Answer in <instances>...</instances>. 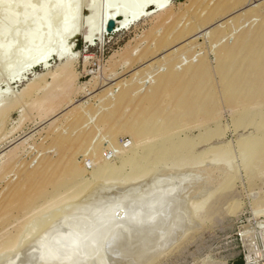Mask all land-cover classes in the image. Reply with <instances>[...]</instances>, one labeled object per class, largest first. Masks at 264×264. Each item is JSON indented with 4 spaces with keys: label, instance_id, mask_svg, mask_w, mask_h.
<instances>
[{
    "label": "rangeland",
    "instance_id": "1",
    "mask_svg": "<svg viewBox=\"0 0 264 264\" xmlns=\"http://www.w3.org/2000/svg\"><path fill=\"white\" fill-rule=\"evenodd\" d=\"M98 1H101V3ZM132 1L134 0L126 1V3L123 0H79L77 18L82 25L79 29L78 37L75 38L69 50L70 54L68 53L69 56L71 53L74 55L71 67L76 75L74 82L76 91L73 94L74 97H71L73 98L71 103L65 106L57 115L41 118L30 107L32 99L41 93L42 89H38L29 95H25L21 103L0 122V257L3 256L0 259V264H19L13 254L22 248H27L38 255H44L49 249H57L65 243L67 246H74L76 249H80V247H83L81 244L94 241V239L98 240L106 231V238L115 236L122 229V225L125 224L126 226L128 224L129 228L127 226L125 230H122L128 232L131 228V222L137 224V222L140 223L141 217L143 219L144 217L149 218L142 216V214L146 213L144 211L149 206H152V203L159 201L157 199L162 200V195L165 197L161 201L162 205L154 207V204L153 206L154 208L158 207L157 211L154 210L156 213L151 215L153 209L149 207V210H151L150 217L154 220L155 217L161 218L164 213L166 214L170 205L168 203H170L171 199H167V202L165 201L166 198L171 197L170 194H165L164 191L168 189L167 182H164L165 184L167 183L166 189L164 185L161 188H164V194L160 193V188L158 194L154 191L162 183L159 186L154 185L151 188L152 193L150 191L149 193L147 192L148 196H146L147 193L143 194L144 199H140V204L139 202L133 203L138 197L136 193L135 199L129 201L130 198H133L134 192L131 190L129 192L130 187L128 190L125 189L127 188L126 185L129 186L130 183H125L124 186L121 182L118 183L119 186H116L117 182H115V187H112L114 191L110 189L112 191V193H109L110 195L107 193L110 192L109 190H102V188L100 189L101 191L97 190L99 194L102 193L104 195L105 193L106 196L109 195L107 200L106 196L102 197V194H100L101 196L96 195L99 198L102 197L100 199L105 200V203L98 198H95L96 200L93 198V201L88 199L90 201L88 202L84 192L88 194L89 190L87 192V189H90L91 193L89 194H92V188L97 189L96 186L100 184H102L101 187L103 186V183H97V181L89 185L81 194L87 200L85 201L83 198L84 203L81 201L82 204L79 203L82 198L81 195L77 203L70 198H65L59 201L58 204L55 203L48 206L45 201L51 197L50 194L58 186L59 182L57 180L64 168L72 165V159H70L72 156H77L75 161H78L79 158L80 160L85 158L83 161L86 160V166L84 167L86 171L92 168L89 151L84 152L87 147V142L85 143L84 139L88 133L91 145H94V141L101 137H114V143H106L102 147V157L112 165H116L121 156L125 154V151L131 147V130L122 124L123 117L132 118L135 115L139 108L138 105L143 103V93L157 79L158 75V73L149 69L148 64L150 62L146 63V60L142 62L140 58L150 56L152 50H158L157 54L161 53L163 46L167 42L188 36L198 26L211 25L207 29V33L212 29H218L220 25H224V21L228 18L231 25L228 24L223 29L227 32L232 31V34L221 43L228 44L231 48L236 37L243 33V30L256 31L258 33L261 31L259 29L262 21L261 17L256 16L254 17L256 20L247 22L246 19L254 16V13H247L245 16L236 14L249 7L246 6L247 0H168L173 16L165 23H158L156 14L150 13L133 25L119 29L117 25L121 19H124L129 14V11L135 8L136 4L132 6ZM260 1L264 5V0H250L249 2L258 4ZM119 3L120 5H118ZM104 4H106V8H104ZM91 5L94 8H91ZM9 6L10 3L6 1L0 3V44L15 43L14 30L11 28L14 25L9 19H5L3 15ZM117 8L118 10L121 8V11H123L118 15L119 17L122 15L123 18L119 19L117 17L113 31L107 32V24L105 23L106 21H103V18L105 19L110 13L118 11ZM237 10L239 11L236 12ZM104 13L106 14L104 15ZM15 14L18 16L20 11L16 10ZM226 14L230 15L220 21L219 18ZM235 14L237 15L234 16L235 18H230ZM91 17H94L96 28L99 27V29L93 32L91 41L85 43L84 37L88 34L86 21L91 19ZM84 20H86L85 23ZM30 23H17L15 28L20 33L25 34L30 29ZM60 24L61 22H56L55 29ZM98 34L99 36H97ZM214 37V34L209 39L199 36L187 46L185 57H187V62L192 59L190 61L192 67L183 71L186 76L191 74L197 67L205 65L211 70L213 69V73L210 71L207 76L208 81L206 83L208 84L212 80L213 74L218 75V72H223V70L218 69V72L216 70V59L213 52L215 46H211ZM1 57L0 55V90L2 91L6 88L9 74L2 69V63L5 62V58ZM158 57L160 56L152 60L156 61ZM152 60L150 61L153 62ZM254 61L260 62L261 65L254 66L252 72L264 73V56L261 59L255 57ZM47 63L49 66L46 71L39 64L22 74L19 82H15V79L10 81L9 91L11 95H19L29 82L35 81L40 83L41 86L49 83L51 74L56 73L61 61L56 57L50 56ZM237 68H242V65H238ZM132 77H134L133 80ZM200 77L205 76L197 75V77L190 79L191 83L195 84ZM131 80L135 83L134 86L138 92L136 91L137 93L122 100L116 98L122 90L121 87L131 83ZM219 86L221 87V84ZM178 88L180 87L170 84L167 89L174 90ZM105 91L107 96L103 95ZM182 91L183 88L181 93ZM89 92L91 93L89 94ZM100 95L102 96L101 99L99 98ZM248 98L243 93L237 97L218 95L216 106L210 110L203 111L206 121L201 123L198 121V115H191V121L186 119L180 124L182 127H178L176 131L177 137L187 139L190 142L189 146H187V152L179 157L178 162H184L185 158L187 160L188 158H192L191 160L197 158V162L200 163H196V166L203 165V168L206 169L204 171L209 172L214 188L210 191L211 193L209 192L207 198L200 200L201 203L205 202L202 208L203 226L189 232L185 238L183 237L153 264H239V262H242V264H264V146L262 148H254L252 146L253 138L258 135L259 127H261V119H264V96L261 98L253 97L258 99H254L249 105H251L252 109L258 110V113L250 117H247L248 113L244 111V105ZM183 100L187 104V95L171 98L162 91L159 92L156 103H159V109L164 107L165 104L171 109L175 106L178 107V104H181ZM71 110L79 111L80 120L74 121V117L70 113ZM57 134L61 137L75 139L74 146L71 148L62 143L57 145L54 141L57 138ZM82 143L83 145H81ZM9 151H14L15 154L8 159ZM240 151L243 152L244 156L248 155V157L242 159ZM250 153H252L251 156ZM217 154L223 156V164L214 161ZM129 167H126L125 173L129 172ZM171 182L173 183L174 181L170 180L169 183ZM178 182L175 181L173 183L174 186L170 184L172 186L171 189L174 188L175 190V185L177 187L182 183ZM184 182L186 183L187 181ZM80 185L75 186L79 188ZM168 190L173 195L176 191ZM124 191H127L126 194L128 193L129 195H124ZM97 192L95 191L89 198L95 196ZM119 193L122 199L127 197L126 199L130 203L125 202V199H119L116 195ZM121 193L125 197H122ZM130 193L133 194L130 195ZM140 195L142 196V194ZM113 196L118 198V200L116 199L113 202L112 200L115 198ZM128 196L131 197L128 198ZM159 196H162V198H158ZM97 200H99L98 205ZM101 203L106 206L102 207ZM80 204L81 208L84 204V207H87L86 204H88V207L90 206L88 210L92 208V205H96L89 212H87L86 208V212L84 210V212H80L78 209ZM125 204H130V206L126 205L124 207ZM72 207L76 208L75 211H73L74 208ZM66 208H69L68 211L72 210L71 213L65 212ZM94 208L96 210L92 211ZM123 208L126 210L129 208L128 211H134V215L131 212H124L123 210L125 209ZM76 210L78 211L77 213ZM137 212L141 213V216L140 219L138 217L137 221H135L136 215H138ZM127 213L133 215L135 220L126 218ZM121 215L125 217L126 220L123 217L125 222L121 221ZM70 217L72 224L68 222ZM146 218L144 220L141 219L143 221L141 226L149 224H144L149 221ZM60 219L63 222L60 224V226H63L60 228V235L55 236V239L52 240L47 237H39L44 231L50 230L52 226L48 227L49 223L53 225L55 221L57 222ZM64 219L66 220L65 225ZM145 220L148 221L144 222ZM158 220L157 222H159ZM160 220L163 219L161 218ZM151 221L150 224L154 223L153 221L151 223ZM122 222L125 224H122ZM157 222L156 224H158ZM113 223L119 225L114 228H119L120 224H122L121 229L117 228L118 231L116 232L112 228ZM67 224L70 225L68 226ZM106 225L111 230H105L106 228L104 229L103 227ZM153 225L156 227L155 224H152V228L150 226L151 230L155 229ZM46 226L47 228H44ZM36 229L38 231L42 229L43 231L37 232ZM103 229L104 231L101 232ZM112 229L115 233H112ZM32 235L34 237H31ZM17 236H19L20 242V239H23L22 244L18 242L21 246L17 245V243L14 246L15 248L18 246L16 249L14 248L13 250L11 248L9 252L8 250H5V252L7 251L6 253L2 252L1 245ZM49 241H52L51 244L54 247L49 246ZM62 241L64 243L60 244ZM79 245L81 246L79 247Z\"/></svg>",
    "mask_w": 264,
    "mask_h": 264
},
{
    "label": "bare ground",
    "instance_id": "2",
    "mask_svg": "<svg viewBox=\"0 0 264 264\" xmlns=\"http://www.w3.org/2000/svg\"><path fill=\"white\" fill-rule=\"evenodd\" d=\"M3 1L10 3V6L7 10L4 11L3 15L5 19H9L12 25H14L13 27L11 26V28L14 30L15 43L10 42L6 44H0V55L5 58V62L2 63V69L5 73L9 74L8 82L5 86L6 88H4L2 91L0 90V122L5 117H7L13 111V109L17 107L18 104L21 103V100L25 95H29L31 92L37 91L38 89H42L41 93L32 99L30 103L31 109H33L41 118H46L49 116L51 117V115L55 116L60 113L65 106L71 103L73 99L71 97L76 91V87L74 86L76 75L71 67L74 61V55L71 53V55L69 56V50L71 49L75 38L78 37L79 29L82 25V23L77 18L79 0H0V3ZM123 1L125 3L126 1L129 2V0ZM247 1L249 2L250 0ZM248 2L246 6L249 7L240 12H238L240 9L237 10L236 12L238 13L236 14L245 16V14L247 13H254V16L246 19L247 22L256 20L254 19V17L256 16L261 17V26H259V29L261 31L258 33L256 31L249 32L248 30H243V33L236 37L235 42L232 44V48L229 47L228 44L221 43L225 39L229 38L232 34V31L227 32L223 29L224 26L228 24L231 25V23H229L228 21L229 18L226 19L230 14H226L225 16L219 18L220 21L222 19H226V21H224V25H220V28L218 27V29L215 30L212 29L209 33H207V29L211 25L204 24L198 26L195 31L188 36L167 42L163 46L161 53L157 54L158 50H152L150 56L140 58V61L142 62H144V60H146V63L150 62L148 64L149 69L155 71L156 73H158V75L157 79L154 80L151 86L148 87L143 93V103L138 105L139 108L135 112V115L132 118H128L127 116L123 117L122 124L129 127V130H131V147L125 151V154L121 156L119 162L116 165H112L102 157V147L106 145V143H114V137H101L94 141V145H91L90 136H88V133V135L84 139V142H87V147L84 152L89 151L90 158L92 160L91 163L93 165L91 166L92 168H90V170L87 169L88 171H86L84 169V167L86 166V160L83 161L85 158L83 160H80L79 158L78 161H75V158L77 156H72L70 158L72 159V165H68L66 168H64L62 174L57 180L59 182L58 186L55 188V191L50 194L51 197L45 201L46 203H48V206H51L55 203L58 204L59 201L65 198H70L77 203L78 199H80L84 195L86 196L84 197L87 200L90 199L91 201H93V198H98L99 200H101L100 198L106 195L104 192V195L100 193L102 194V197L99 198L96 195H101L99 194V191L97 192V190H100L101 188L102 190L106 189L110 191L107 192L109 194L114 191L112 187H115V182H117L116 186H119L118 183L121 182L122 185L124 184V186L125 183H130L129 186L126 185L127 188H124L128 190L130 187L129 192H134V194L130 193V195H134H132L133 198H130L131 196H128V198H130L129 201L131 199L134 200L137 195V200H135V202L133 203L135 204L139 202L140 204V199H144L143 194L145 195L147 192H151V188L154 185L159 186V184L162 183L160 187L156 188L157 190L154 189V191H156L158 194L162 186L164 185L165 187L168 183V189L172 190V192L175 190L176 191L173 195L171 194V192H168V189V191L164 190L165 194L168 193L171 195V197L166 198L165 201L167 202V199H171L170 203H168V205H170L168 206L167 213H164V216L162 215L161 217L163 220H160L161 218L159 217H155L154 220L151 219V210H149V207H152L153 210L151 215L156 213V209H158L159 205H162L161 201H163V199L165 198L164 195L161 194L163 198L162 196H159L158 198H162V200L157 199L159 201L152 203L153 205L151 204L152 206H149L148 208L146 207L147 209L145 208V211L143 210L144 212H146V215L142 214V216L149 217H144V219L146 218L149 220H145L144 222H148L144 224L149 223L147 224L149 226H141V224H143V221H141V219L144 220L142 217L140 219L142 211L140 214L139 212H137L138 215L135 214V218L133 216L134 211H128L130 207L127 208L128 210L123 208L125 209L123 210L124 212L126 211L129 213L131 212V214L133 213V215L127 213V216L124 215L126 214L124 213L123 215L126 216V218L128 217V219L131 220L136 219L135 221H137L138 217L140 219V223L137 222V224H135L131 222L132 224H129L131 227L129 229L130 233L129 230L128 232L125 231L126 233L123 231L125 230V228H127L128 224L126 226V224L124 223L125 221L123 220L124 216L121 215V221H124L122 222V224H125H120V227L122 225L123 230L120 227H117L121 230H119L120 232L115 234V236H109V238L111 239L106 238V231L102 235V237L98 236V240L100 239L99 241L94 239V241H90L88 243L86 242V244L83 243L81 244L83 246L82 248L80 247L81 245H79L80 249H76L74 246H67L65 245V243L64 245H62V247L60 245L57 249H49L44 255H38L36 253H32L27 248H22L21 250L13 254L15 256L14 258H16L19 264H153L161 256L165 255V253L168 252L183 237L185 238V236L188 235L189 232L203 226L204 218L202 214V208L205 202L201 203L200 200L202 198H207L209 192L214 188V184L211 179V175H209V172L204 171L206 169L203 168V165L196 166L200 163L197 162V158L195 160H191L192 158H188L187 160V158H185L186 160L184 162H178L179 157L183 156L187 152V146H189L190 142L187 139H181L180 137H177L176 131L178 127H182V125L180 124H182L186 119L187 121H191V115H198V121H200L201 123L206 121V117L204 116L203 111L210 110L214 106H216L217 96L221 94L225 96L237 97L239 94L243 93L246 97H249L246 104L244 105V111L248 113L247 117L258 113V110L252 109L250 107L251 105L249 104H251L254 99H258L264 96V73L252 72L254 66L261 65L260 62H255L254 58L257 57L258 59H261L264 56V5H262L263 2L261 1L258 4ZM99 3H101V1ZM131 3L133 4L132 6L136 4L135 8L133 10H130L129 14L124 19H121V21L117 25L119 29H124L129 27L130 25H133L136 21L147 17L150 13L156 14L158 23H165V21L173 16L172 8L168 3V0H134ZM105 5L106 4H104V8H106ZM118 5H120V3ZM91 6V8H94L93 5ZM119 9L120 10H118L117 8L118 11L112 14L110 13V15L105 18L106 20L103 18V21H106V24L108 20L113 19L115 21L117 17H119V13L123 12L121 11V8ZM16 10L20 11V14H18V16L15 14ZM105 14L106 13H104V15ZM236 14L230 18H235L234 16H237ZM121 17L122 15L119 17V19ZM85 21L86 20H84V23ZM56 22H61L57 29H55L54 27ZM17 23H30L29 31L25 34L20 33L15 28V24ZM86 27L88 28V34L84 37V41L85 43H88L89 41H91L93 32L96 29H99V27L96 28L94 17H91V19H88L86 21ZM213 34L215 35V37L212 41L211 46H215L213 52L216 59V70L217 72L218 69L223 70V72H218V75L213 74L212 80L207 84V76L210 71H212L213 73V69L211 70L205 65H202L197 67V69H194L191 74H187L186 76L183 71H185L186 69L188 70L192 67V64H190V61L192 59L187 62L185 52L187 46H189V44H191V42H193L199 36L209 39L213 36ZM97 36H99V34ZM72 55L73 57H71ZM50 56L56 57L61 61V63L57 67L56 73L51 74L50 82L45 83L42 86L40 83H37L35 81L29 82L24 86L19 95L15 96L13 94L12 96L9 91L10 81H14L15 79V82H19L21 80L22 74L30 71L32 68L38 66L39 64L46 71L49 66L47 60ZM157 56L160 57H158L156 61H153L152 59ZM150 60H152L153 62H151ZM238 65H242V68L238 69ZM197 75H204L205 77H200V79L195 82V84L191 83L190 79L197 77ZM133 78L134 77H132V80ZM132 80L130 81L131 83L123 85L121 87L122 90L120 93H118V96L116 98L122 100L123 98H127L132 94L138 92L137 88L134 86L135 83H133ZM219 83L221 84V87L219 86ZM170 84L180 88L169 90L167 88ZM182 88L183 91L181 93ZM162 91L166 96L171 98H178L187 95V104L185 100H183L181 104H178V107L175 106L170 109L167 107L168 105L166 106L165 104L164 107H160L161 109H159V103H156V99L159 95V92ZM90 93L91 92H89V94ZM106 94V91L105 93L103 92L104 96H107ZM101 97L102 96L100 95L99 98L101 99ZM78 112V110L70 111V113H72L74 117V121L77 119L80 120L81 115ZM260 126L261 127H259L258 135L253 138L252 146L254 148H262L264 146V119H261ZM56 137L57 138L54 141L57 145H59V143H62L71 148L75 144L74 141H76L73 138L61 137L59 134H57ZM81 145H83V143ZM14 154V151H9L8 159ZM251 154L252 153H250V156ZM222 157L223 156H219L217 154L215 155L214 161L216 163L219 162L220 164H223ZM240 157H242L243 159L245 157H248V155L244 156L243 152L240 151ZM128 166H130L129 172L125 173V169ZM177 179L180 183H182L177 187L175 185V190L174 188L171 189L172 186H170V184L173 185L175 181L178 182ZM170 180H173L174 182L169 183ZM95 181H97V183H103V186L101 187L102 184H100L96 186L97 189L92 188V194H94L95 191L97 192V194L95 193L96 197L93 196L92 198H89V196H92V194H89L91 193L90 189H87V192L89 190V195L85 194L84 191ZM183 181L187 182L183 183ZM164 182L167 183L165 184ZM79 184L81 185L79 188H77L75 185ZM163 189H161L160 193H163ZM83 192L84 195H81ZM124 192V195L128 194H126L127 191ZM123 193H121V196ZM148 193L146 196H148ZM140 194H142L143 198ZM80 195L81 197L79 198ZM109 195L106 196V200ZM116 195L119 199L121 198L119 196L120 193ZM84 197L81 198L79 203H81V201L83 202V200L87 201ZM114 197L115 196H113V198ZM118 198L115 197V200L113 199L112 201L115 202L116 199L118 200ZM126 198L123 199L126 200H124L125 202H128ZM123 199L121 198V200ZM99 200H97L96 202H98ZM102 201L103 199L101 200V202ZM68 202L67 206L69 205ZM88 202L90 201L88 200ZM69 203L72 204L71 202ZM81 204L80 208H78L80 212H84L86 209L87 212H89L96 205L95 204L93 206L91 204L92 208L88 210V208L90 207H88L89 203L86 204L87 207H84V204L82 206V208L84 207L83 209L81 208ZM98 204L99 202L97 203V205ZM102 205L103 204L101 203V206ZM126 205L130 206V204H125L124 207H126ZM157 205L158 207L154 208ZM105 206L103 205L102 207ZM95 208L92 211L96 210ZM66 209L67 210L65 212H67L69 208ZM75 209L76 208H74L73 211H75ZM77 210L76 213L78 212ZM71 211L68 212L71 213ZM147 211L149 215H147ZM74 217L72 218L74 219ZM156 218L157 220L159 218L158 221L160 223L157 222ZM71 220L72 219L70 217L68 222H70ZM151 220L154 223H152ZM155 220L158 224H156ZM150 221L152 224L156 225V227L153 225L155 229L151 230L152 224H150ZM62 223L63 222L61 221V219L57 222L55 221L53 225L52 223H49L47 226H52L50 230L44 231L39 235V237H47L50 240L55 239V236L61 234L60 228L63 226H60V224ZM70 223L72 224L73 222ZM65 224L66 220L64 222V225ZM114 224L115 223H113L112 228L119 226L116 224L114 226ZM47 226L44 228H47ZM106 226L103 227L104 229L106 228L105 230H111V228L108 227L109 225L107 226L108 228ZM117 228H114L116 232L118 231ZM104 229L101 232H103ZM36 231L39 232L37 229ZM113 232L114 230L112 229V233ZM31 237L34 236L32 235ZM20 240L21 242L19 241V236L9 239L8 242L6 241L5 244L1 245V251L6 253L7 251L5 252V250H8V252L11 248H13L14 250V246H16L18 242H20V244L23 243V239ZM51 243L52 241L49 243V246L54 247V245ZM63 243L64 242L62 241V243L60 244ZM20 244L18 243L17 245L21 246ZM2 255L4 254L2 253ZM1 257L3 258V256Z\"/></svg>",
    "mask_w": 264,
    "mask_h": 264
},
{
    "label": "water",
    "instance_id": "3",
    "mask_svg": "<svg viewBox=\"0 0 264 264\" xmlns=\"http://www.w3.org/2000/svg\"><path fill=\"white\" fill-rule=\"evenodd\" d=\"M114 25H115V21L113 19L112 20H108L107 21V25H106L107 32H112Z\"/></svg>",
    "mask_w": 264,
    "mask_h": 264
},
{
    "label": "trees",
    "instance_id": "4",
    "mask_svg": "<svg viewBox=\"0 0 264 264\" xmlns=\"http://www.w3.org/2000/svg\"><path fill=\"white\" fill-rule=\"evenodd\" d=\"M239 264H242V262H239Z\"/></svg>",
    "mask_w": 264,
    "mask_h": 264
}]
</instances>
